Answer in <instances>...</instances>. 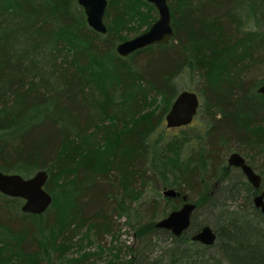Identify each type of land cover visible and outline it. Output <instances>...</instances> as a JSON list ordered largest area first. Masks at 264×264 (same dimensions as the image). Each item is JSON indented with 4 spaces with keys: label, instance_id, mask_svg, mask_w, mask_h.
<instances>
[{
    "label": "trees",
    "instance_id": "1",
    "mask_svg": "<svg viewBox=\"0 0 264 264\" xmlns=\"http://www.w3.org/2000/svg\"><path fill=\"white\" fill-rule=\"evenodd\" d=\"M248 1L168 0L172 40L122 57L116 45L158 17L146 0H108L106 34L77 0H0V170H46L53 197L32 214L0 192V261L264 264L260 188L227 164L240 153L264 186V22L243 29L264 0ZM185 73L197 79L205 124L168 137L162 125ZM167 187L181 195L166 197ZM185 202L197 207L181 236L155 226ZM121 220L136 245L118 242ZM206 224L212 246L191 238ZM108 236L105 258L68 256Z\"/></svg>",
    "mask_w": 264,
    "mask_h": 264
},
{
    "label": "water",
    "instance_id": "2",
    "mask_svg": "<svg viewBox=\"0 0 264 264\" xmlns=\"http://www.w3.org/2000/svg\"><path fill=\"white\" fill-rule=\"evenodd\" d=\"M77 1L84 9L89 26L97 32L106 34L105 15L108 0ZM146 1L155 6L158 17L147 30L116 45V51L122 57H128L135 51L152 45L168 44L175 35L168 0ZM257 92L264 95V83L257 87ZM200 107L201 100L196 91H180L165 116L166 126L177 128L190 125L198 115ZM227 164L239 168L254 189L260 187L261 176L246 163L240 153L231 152L227 156ZM48 178L49 175L46 170H39L30 177L0 170V192L10 197L22 198L24 200L21 206L23 212L42 214L53 203L52 195L45 188ZM163 194L169 198L181 195L180 191L175 188L164 189ZM253 204L261 213H264V188L253 196ZM196 207L194 202H185L179 209L171 211L167 216L158 220L155 226L169 230L174 236H181L190 228ZM191 238L195 242L212 246L216 240V233L211 225L206 224L193 233Z\"/></svg>",
    "mask_w": 264,
    "mask_h": 264
},
{
    "label": "rangeland",
    "instance_id": "3",
    "mask_svg": "<svg viewBox=\"0 0 264 264\" xmlns=\"http://www.w3.org/2000/svg\"><path fill=\"white\" fill-rule=\"evenodd\" d=\"M248 3L250 4H256L258 5L259 4V0H249ZM243 15H245L243 13ZM242 15V18L244 20V16ZM257 20L255 21V19L251 18L250 20H248V22L246 24H244V30H262L263 29V26L260 24V27L257 26V24L259 23L260 20H262L261 23L264 22V14L263 15H260V14H257ZM262 26V27H261ZM132 33H130L129 35L131 37H133L136 33L135 30L131 31ZM260 72V69L258 71H256V73H259ZM259 75V74H258ZM198 85V82H197V79L195 80H191L190 76L188 73H185L183 76L179 77L178 79V88H179V92L182 91V90H194ZM196 91V90H194ZM201 100V99H200ZM201 103H202V100H201ZM202 108L200 107L199 110H201ZM206 115L205 114H201V112H198V115L195 117V119L193 120V122L190 124V125H187V126H182V127H177V128H168L166 126V121H164L163 125H162V133L165 135V136H180L182 135L183 133H195L196 131L198 130H201L203 129L204 127V117ZM160 130V131H161ZM90 154H88L89 156ZM167 188H175L177 189L176 187H167ZM165 188V189H167ZM178 190V189H177ZM199 195V194H198ZM197 195V196H198ZM147 196L149 197V194H147ZM205 214H203V217H200V219H204L205 218ZM118 242H124L128 245H131V246H134L136 245L137 243V236L135 235L134 233V230L131 229L128 225L124 224V220H121L120 221V231L118 233ZM111 240V237H106L105 240H103V245L105 246H102L100 248H97L96 245L93 246V247H90V246H83L81 248H79V250H76L73 254H70L68 256H71V257H80V255L82 253H84L85 251H91V250H97V252H101L105 258V256L107 255V243L109 244ZM108 241V242H107ZM117 242V243H118ZM85 244V243H84ZM76 249H78L76 247ZM102 261H99V263H101ZM0 264H4L2 261H0Z\"/></svg>",
    "mask_w": 264,
    "mask_h": 264
},
{
    "label": "flooded vegetation",
    "instance_id": "4",
    "mask_svg": "<svg viewBox=\"0 0 264 264\" xmlns=\"http://www.w3.org/2000/svg\"><path fill=\"white\" fill-rule=\"evenodd\" d=\"M235 168H236V167H235ZM238 169H239V168H238ZM259 188H260V190H259V192H260V191L264 188V186H263L262 189H261V185H260ZM259 188H257V189H259ZM257 189H255V190H257ZM259 192H258V193H259Z\"/></svg>",
    "mask_w": 264,
    "mask_h": 264
}]
</instances>
